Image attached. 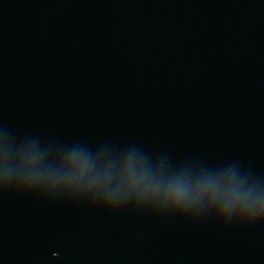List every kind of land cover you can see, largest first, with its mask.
I'll use <instances>...</instances> for the list:
<instances>
[{
	"label": "water",
	"instance_id": "water-1",
	"mask_svg": "<svg viewBox=\"0 0 264 264\" xmlns=\"http://www.w3.org/2000/svg\"><path fill=\"white\" fill-rule=\"evenodd\" d=\"M29 148L264 194V0H0V157ZM0 264H264V220L0 175Z\"/></svg>",
	"mask_w": 264,
	"mask_h": 264
},
{
	"label": "clouds",
	"instance_id": "clouds-1",
	"mask_svg": "<svg viewBox=\"0 0 264 264\" xmlns=\"http://www.w3.org/2000/svg\"><path fill=\"white\" fill-rule=\"evenodd\" d=\"M0 175L5 184L15 175L26 187L82 192L100 198L107 208L133 195L141 202H159L174 211L184 212L205 200H219L226 211L239 209L251 218L264 220V194L245 190L234 175L194 180L183 174L165 176L133 156L111 169L101 167L98 160L86 152L73 150L62 157L56 167H49L34 148L18 153L13 161L9 160L5 149L0 157ZM113 178L117 182L114 189L110 187Z\"/></svg>",
	"mask_w": 264,
	"mask_h": 264
}]
</instances>
